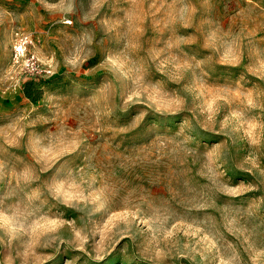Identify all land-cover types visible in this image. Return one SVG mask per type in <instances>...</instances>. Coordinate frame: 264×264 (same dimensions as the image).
<instances>
[{"label": "rangeland", "instance_id": "rangeland-1", "mask_svg": "<svg viewBox=\"0 0 264 264\" xmlns=\"http://www.w3.org/2000/svg\"><path fill=\"white\" fill-rule=\"evenodd\" d=\"M0 264H264V0H0Z\"/></svg>", "mask_w": 264, "mask_h": 264}]
</instances>
